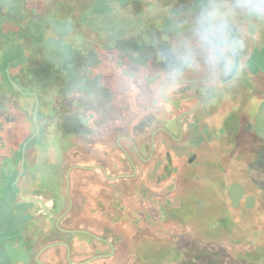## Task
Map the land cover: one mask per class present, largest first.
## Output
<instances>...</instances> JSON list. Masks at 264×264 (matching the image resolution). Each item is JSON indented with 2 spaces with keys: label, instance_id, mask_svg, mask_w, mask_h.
Here are the masks:
<instances>
[{
  "label": "rangeland",
  "instance_id": "obj_1",
  "mask_svg": "<svg viewBox=\"0 0 264 264\" xmlns=\"http://www.w3.org/2000/svg\"><path fill=\"white\" fill-rule=\"evenodd\" d=\"M14 1L12 8L18 10ZM192 1L183 0L182 6L188 8ZM117 11L116 29L122 37L127 17ZM111 17H104L103 24L112 27ZM151 26L153 38L143 48L118 47L112 53L104 36L98 39L96 59L86 53V86L77 90V102L81 111H94L87 118L85 139L69 145L64 167H85L87 230L114 247L112 258L92 264H222L224 260L208 248L214 245L231 255V264H264V24L251 33L243 23L235 28L243 33L245 46L239 54L243 71L233 81L220 82L210 95L196 96L198 100L179 102L194 96L183 92L197 79L190 77L163 105L139 103L138 85L127 78L138 66L153 75L163 71L160 53L170 43L161 27ZM10 27L19 30L17 24ZM89 30L85 38L94 40ZM31 42L26 39L23 45L28 48ZM50 43L43 48L50 51ZM133 50L138 51L134 60ZM15 53L21 55L14 45L5 49V56ZM50 55L53 60L62 53ZM60 80L58 85L46 83L44 94L58 92L62 97L70 92ZM0 103L16 105L20 99L11 92ZM9 114L10 125H15L16 112ZM130 134L133 153L132 145L120 138ZM56 145L62 152L64 145ZM39 147L43 152L44 145ZM54 160L51 146L39 157L43 165ZM92 245H87L88 255L94 253Z\"/></svg>",
  "mask_w": 264,
  "mask_h": 264
},
{
  "label": "flooded vegetation",
  "instance_id": "obj_2",
  "mask_svg": "<svg viewBox=\"0 0 264 264\" xmlns=\"http://www.w3.org/2000/svg\"><path fill=\"white\" fill-rule=\"evenodd\" d=\"M9 1L0 3V98L13 92L20 103H0V132L7 133L0 136V264H92L110 259L114 253L112 243L87 230L85 167L79 163L64 167L69 160V145L85 139L87 118L94 111H81L77 102V90L86 86L87 54L96 59L104 36L112 53H117L118 47L143 48L147 39L153 38L152 24L161 27L162 37L171 43L175 26L189 20L197 0L188 8L182 6L183 0H145L146 8L142 0H16L18 10H13ZM165 2L169 3L167 7ZM119 9L127 17L128 30L121 31L126 32L122 37L116 29ZM106 16H112V27L103 24ZM14 24L19 30L11 29ZM29 27L34 30L31 32ZM88 28L96 40H86ZM26 39L32 40L28 48L23 45ZM120 41L124 44L119 45ZM49 42L50 51L43 48ZM8 45L16 46L21 55L5 56ZM57 50L62 55L52 60L54 55L50 54ZM136 52L133 50L132 60ZM239 70L243 71L240 55L235 58L232 76L223 80L229 72L220 82L233 81ZM7 73L21 91L12 88ZM59 73L62 77L55 78ZM60 79L70 92L64 90L62 97L58 92L46 96V83L58 85ZM183 92L194 96L179 102L198 100L196 96L206 94L197 79L191 80ZM11 111L16 112L15 125H10L7 118ZM52 126L71 131L61 134ZM120 138L132 145L133 153L131 134ZM57 143L64 145L62 152ZM40 145H44L43 152L51 146L55 154L52 163L43 165L39 161L43 154ZM98 167L105 172L102 165ZM74 171H78L77 176H73ZM88 243L93 244V254L88 255Z\"/></svg>",
  "mask_w": 264,
  "mask_h": 264
},
{
  "label": "clouds",
  "instance_id": "obj_3",
  "mask_svg": "<svg viewBox=\"0 0 264 264\" xmlns=\"http://www.w3.org/2000/svg\"><path fill=\"white\" fill-rule=\"evenodd\" d=\"M241 23L247 33L264 24V0H198L189 20L175 26L171 43L160 53L163 71L153 75L138 66L127 74L138 85V102L166 104L190 77L197 78L206 94L217 88L245 46L243 33L233 31Z\"/></svg>",
  "mask_w": 264,
  "mask_h": 264
},
{
  "label": "trees",
  "instance_id": "obj_4",
  "mask_svg": "<svg viewBox=\"0 0 264 264\" xmlns=\"http://www.w3.org/2000/svg\"><path fill=\"white\" fill-rule=\"evenodd\" d=\"M148 109V108H147ZM112 160V159H111ZM114 160V159H113ZM117 160V159H116ZM199 246H201V247H203L201 244H198ZM198 246V247H199ZM215 247L214 248H210V247H208L211 251H214V252H216L218 255H219V257L221 258V259H223L224 260V262L222 263V264H231V255H229L227 252H226V250L225 249H222V248H220V246H218V245H214ZM126 262L127 261H125V260H122V263H118V264H126Z\"/></svg>",
  "mask_w": 264,
  "mask_h": 264
},
{
  "label": "water",
  "instance_id": "obj_5",
  "mask_svg": "<svg viewBox=\"0 0 264 264\" xmlns=\"http://www.w3.org/2000/svg\"><path fill=\"white\" fill-rule=\"evenodd\" d=\"M0 57H1V51H0ZM233 71H234V67L231 70V72L229 73V75L223 80L227 81L232 76ZM7 79H8L9 83L11 84V86L14 90L21 91V88L18 86V84L16 82H14V80L10 77L9 73H7ZM36 106H37V103H36ZM33 121H36V108H35L34 113H33Z\"/></svg>",
  "mask_w": 264,
  "mask_h": 264
}]
</instances>
